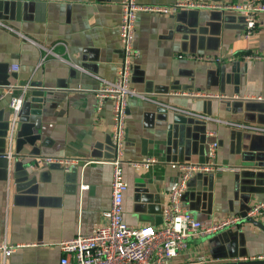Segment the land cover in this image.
Returning <instances> with one entry per match:
<instances>
[{
  "label": "crops",
  "instance_id": "obj_1",
  "mask_svg": "<svg viewBox=\"0 0 264 264\" xmlns=\"http://www.w3.org/2000/svg\"><path fill=\"white\" fill-rule=\"evenodd\" d=\"M172 4L178 0H137ZM237 4L248 0H207ZM122 0H0V242L18 244L0 264H61L59 242L90 234L111 204L113 103L97 109L100 78L114 80L122 59ZM236 11L140 12L130 85L154 100L215 118L264 127V12L251 39ZM43 47L56 55L45 54ZM68 62L83 66L91 75ZM18 66L17 70L13 66ZM98 76L100 78H98ZM31 81L15 117L12 95ZM14 85V93H6ZM80 87V88H79ZM41 92V95L35 92ZM259 97H262L259 99ZM217 133L215 163L228 169L198 171L184 205L206 223L245 213L264 198V132L205 121L139 96L128 99L123 215L134 226H159L179 166L202 163ZM11 152V157L5 154ZM35 156L101 160L65 170L33 168ZM153 157L148 168L133 162ZM87 185L86 188L83 186ZM238 228L195 235L171 264L264 260V215Z\"/></svg>",
  "mask_w": 264,
  "mask_h": 264
},
{
  "label": "built area",
  "instance_id": "obj_2",
  "mask_svg": "<svg viewBox=\"0 0 264 264\" xmlns=\"http://www.w3.org/2000/svg\"><path fill=\"white\" fill-rule=\"evenodd\" d=\"M189 9H215L225 11H236L245 17V37L251 39L256 28V16L264 12V0H248L237 4L218 3L207 0H178L172 4H140L137 0H122L121 2V21L119 24V35L122 47V59L117 69L114 80L101 79L102 85L96 89L95 96L97 109L101 110L107 100L113 103V125L111 130V141L114 149L113 157L107 161L112 166L111 177V204L103 212L102 222L90 234L78 233L77 235L63 239L59 242L62 252L61 264H171L173 258L187 249L190 239L195 235H213L227 229L238 228L245 221L253 220L258 216L264 215V198L255 202L244 214H229L220 218L216 222L206 223L196 216L184 205L183 196L187 190L188 182L195 172L198 171H220L227 167L217 165L218 140L215 138V131L207 132L214 137L207 144V159L202 163H184L179 166L180 176L171 185L170 202L163 209V222L159 226L144 225L134 226L125 222L123 215L124 192L128 188V183L124 178L123 166L124 147H125V128L128 113V99L130 96H139L143 99L156 102L158 105L188 114L195 118L205 121H218L243 129L264 132V127L252 124H244L233 121H226L215 118L211 115L186 110L173 104H167L159 100H154L146 93L137 91L130 85L134 61L139 55V50L134 43L137 16L140 12H151L157 14H171L179 10ZM0 25L10 30L11 26L0 21ZM45 54L41 61L48 55L53 54L61 59L52 48L43 47ZM247 60L264 59L263 54H247ZM70 65L84 72L96 76L83 66L68 62ZM14 70L18 66H13ZM97 77V76H96ZM14 85L8 86L6 93H14ZM31 88V81L21 85V93L12 95L10 106L16 117L23 104L24 95ZM80 88V87H79ZM4 93L0 94V98ZM262 97H259L261 99ZM11 152L5 154L10 158ZM33 168H41L48 165L57 164L68 170L71 167H86L91 163H101V160L79 158H59L52 156H35L32 160ZM157 160L153 157H146L133 162L135 168H148ZM84 188L87 185L83 186ZM19 247L18 244L7 242L3 239L0 242V251L5 257ZM197 264L208 262L206 258L200 256L196 258Z\"/></svg>",
  "mask_w": 264,
  "mask_h": 264
},
{
  "label": "water",
  "instance_id": "obj_3",
  "mask_svg": "<svg viewBox=\"0 0 264 264\" xmlns=\"http://www.w3.org/2000/svg\"><path fill=\"white\" fill-rule=\"evenodd\" d=\"M32 88H34L33 84H31V88L30 89H32ZM35 94L41 95V92L37 91V92H35ZM254 221L255 220H252V222H254ZM220 264H264V260H256V261H251V262L250 261H248V262H237V263H220Z\"/></svg>",
  "mask_w": 264,
  "mask_h": 264
}]
</instances>
